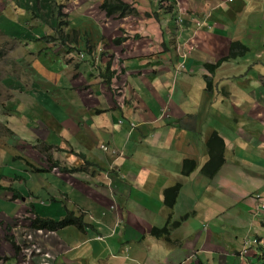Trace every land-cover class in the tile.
Listing matches in <instances>:
<instances>
[{
	"label": "crops",
	"instance_id": "1",
	"mask_svg": "<svg viewBox=\"0 0 264 264\" xmlns=\"http://www.w3.org/2000/svg\"><path fill=\"white\" fill-rule=\"evenodd\" d=\"M102 1L65 0L74 42L12 75L0 233L19 250L3 239L0 264H264V0H121L109 16ZM232 41L249 49L232 56ZM10 157L25 173H2ZM68 211L85 225L29 227Z\"/></svg>",
	"mask_w": 264,
	"mask_h": 264
},
{
	"label": "rangeland",
	"instance_id": "2",
	"mask_svg": "<svg viewBox=\"0 0 264 264\" xmlns=\"http://www.w3.org/2000/svg\"><path fill=\"white\" fill-rule=\"evenodd\" d=\"M37 1L40 2V10L39 6L35 7L40 12L42 10V14L44 12L47 15L48 23H43V21L37 17L34 6L28 8L20 0L0 1V120L5 117L4 114L8 110L7 101L14 97L16 82H14L15 78H13L12 75L16 76L19 70H21V59L33 63L34 60L30 51L40 52L41 54L45 53L43 54L44 56L52 51V47L57 48V46H53L54 44L46 40L41 42H30L28 47L25 45V43H27L26 39H31L34 35L42 36L45 33L50 34V32L54 30V28H51L52 24L56 23V16L53 13V11L56 10V5H51L47 0ZM82 1L84 0H76L77 3L75 7L80 8V2ZM56 2L58 5L62 6V10L67 9L68 5H64L65 0H57ZM38 47L46 49L38 50ZM9 54L12 56L11 58ZM11 125V127L14 128L13 124ZM0 135H6L5 141H7L9 145L15 144L16 138L11 132H7V129L5 130L2 123H0ZM7 153L10 154L9 152ZM15 153L19 154L18 151ZM10 158L9 161L4 163L2 173L10 174L6 172L7 169H21V172L25 173L22 163L19 162L16 157ZM3 239L5 240L4 236L0 233V242H2Z\"/></svg>",
	"mask_w": 264,
	"mask_h": 264
},
{
	"label": "trees",
	"instance_id": "3",
	"mask_svg": "<svg viewBox=\"0 0 264 264\" xmlns=\"http://www.w3.org/2000/svg\"><path fill=\"white\" fill-rule=\"evenodd\" d=\"M121 6H124V9L126 11L129 7L128 4L121 3V0L120 1L119 0H103L100 4V8L103 11H105L107 16L113 14V12ZM61 7H62L61 5L56 6V10L53 11L54 15L56 16V23L52 24L51 28L52 29L54 28V30H52L50 34L45 33L42 36L34 35L31 39H26V42L28 43L33 42V41L41 42V41L46 40L48 42H51L52 44L59 43L61 45H65L67 43H73L74 42L73 38L76 35L77 31L69 30L71 28L70 22L64 18L66 14L65 12L62 11ZM37 17L40 18L43 21V23H48L47 15L44 12L42 14V10L41 12L39 11V13L37 14ZM67 48H68L67 52H69V51H73V49H77V46L74 44H70L67 46ZM248 49L249 48L244 42L232 41L229 44V54L232 56L243 55ZM205 65H207L210 69L215 67V65H213L212 63H205ZM112 73L113 71L110 70V68L109 69L107 68L106 71L103 72L102 76L105 77L108 82V79L112 75ZM222 163H223V158H220V159H216L213 165L205 164L203 167V173L207 175L208 177H212L218 171ZM194 168H195V163L193 160L184 159L181 164L180 173L182 176L188 175L191 171H193ZM77 170H78V167L73 166L69 168L67 171L72 172V171H77ZM0 177H1V172H0ZM1 187L2 185L0 184V188ZM180 188H181V183L177 181L172 186L165 188L163 191V200L165 202V206L168 207L169 209L168 215L170 217H171L170 208H172ZM12 197L16 198L17 195L14 194ZM185 216H183V219L186 218ZM84 218L85 216L82 213L79 212L78 214H76V213H73L72 211H68L65 215V218L61 219L60 221H53L51 219L40 218V216H37L36 218L29 221V227L38 228V229H48L49 227V229H52L54 228V225L62 226V225H69V224L74 225L76 227H82L83 225H85V222H86L84 221ZM179 222L180 221L173 220V221H169V223L165 226L153 227L151 229V234L156 237L167 236L170 233V231L173 229V227L177 226ZM7 225H10V224H7ZM11 227H13V225ZM4 238L11 244L13 250H17V251L19 250V248L16 246L14 242V239H12V236L8 232L4 235ZM35 255L40 256L41 253L40 254L35 253Z\"/></svg>",
	"mask_w": 264,
	"mask_h": 264
},
{
	"label": "clouds",
	"instance_id": "4",
	"mask_svg": "<svg viewBox=\"0 0 264 264\" xmlns=\"http://www.w3.org/2000/svg\"><path fill=\"white\" fill-rule=\"evenodd\" d=\"M24 5H26L28 8L32 7V6H39V10H40V2H38L37 0H20ZM58 5V4H57ZM56 5V6H57ZM27 10V9H26ZM36 13H39V10L35 7ZM42 49H46V48H42ZM81 57V54H80Z\"/></svg>",
	"mask_w": 264,
	"mask_h": 264
},
{
	"label": "built area",
	"instance_id": "5",
	"mask_svg": "<svg viewBox=\"0 0 264 264\" xmlns=\"http://www.w3.org/2000/svg\"><path fill=\"white\" fill-rule=\"evenodd\" d=\"M104 149H105V147H104ZM261 208H264V204H261ZM250 243H245V247H243V251L245 252V250H246V247H248V245H249Z\"/></svg>",
	"mask_w": 264,
	"mask_h": 264
}]
</instances>
